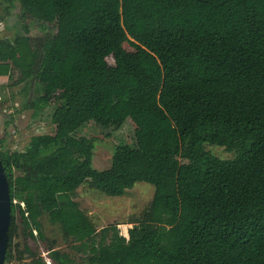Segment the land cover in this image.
Masks as SVG:
<instances>
[{"label":"trees","instance_id":"1","mask_svg":"<svg viewBox=\"0 0 264 264\" xmlns=\"http://www.w3.org/2000/svg\"><path fill=\"white\" fill-rule=\"evenodd\" d=\"M0 1V22L15 10L49 14L37 20L43 36L18 17L0 38V77L16 73L11 86L29 97L21 109L51 107L55 126L23 151H2L0 140L5 264L38 258L27 239L46 240L44 218L68 249L52 239L53 264H264V0ZM127 119L134 148L95 170L94 142L74 134ZM141 182L153 197L127 236L97 230L75 201L83 185L115 198Z\"/></svg>","mask_w":264,"mask_h":264},{"label":"rangeland","instance_id":"2","mask_svg":"<svg viewBox=\"0 0 264 264\" xmlns=\"http://www.w3.org/2000/svg\"><path fill=\"white\" fill-rule=\"evenodd\" d=\"M2 10L3 6L0 1V14H2ZM48 15L35 13L21 17L19 11L15 10L8 20L5 19L0 22V38H11L16 33V29L12 28L11 24L18 17L21 19V25L28 27L29 35L32 38L43 36L45 33L38 26L37 20H48L50 19ZM124 48L129 52L134 51L128 44H125ZM107 62L112 65V57H109ZM16 80V73H14L11 82L7 77H0V87L7 85L4 90L0 91V140H3L2 151H23L32 136L53 134L55 132V126L50 121L51 107L36 116H33V111L31 110L21 109L23 102L29 97L20 95L21 85L11 86ZM136 132L137 128L135 125L130 119H127L119 129L107 131L94 123H87L74 136L82 140L91 139L94 142L92 166L95 170L102 171L109 168L111 156L115 149L128 150L134 148V133ZM205 149L223 160H230L234 157L233 153L227 152L218 146H205ZM153 193L154 188L142 182L135 184L124 196L115 198L108 197L97 190L90 189L87 185H83L77 189L75 201L91 217L97 230L117 225L120 233L127 236L126 231L130 227L128 222L141 214L151 201ZM43 224L46 235L45 241L27 239V244L38 253V258L25 259L20 263L15 261L11 263L53 264L48 258L47 252L49 242L52 239L56 240L58 249L68 251L61 242L60 234L56 227L50 225L46 218L43 219ZM22 242L21 238L16 239V243Z\"/></svg>","mask_w":264,"mask_h":264},{"label":"water","instance_id":"3","mask_svg":"<svg viewBox=\"0 0 264 264\" xmlns=\"http://www.w3.org/2000/svg\"><path fill=\"white\" fill-rule=\"evenodd\" d=\"M10 218L11 199L9 185L0 160V264L5 262Z\"/></svg>","mask_w":264,"mask_h":264},{"label":"built area","instance_id":"4","mask_svg":"<svg viewBox=\"0 0 264 264\" xmlns=\"http://www.w3.org/2000/svg\"><path fill=\"white\" fill-rule=\"evenodd\" d=\"M5 264V263H4ZM9 264H13V263H9Z\"/></svg>","mask_w":264,"mask_h":264}]
</instances>
